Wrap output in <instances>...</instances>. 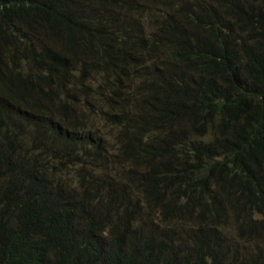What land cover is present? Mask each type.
<instances>
[{"label":"trees","instance_id":"obj_1","mask_svg":"<svg viewBox=\"0 0 264 264\" xmlns=\"http://www.w3.org/2000/svg\"><path fill=\"white\" fill-rule=\"evenodd\" d=\"M0 264H264V0H0Z\"/></svg>","mask_w":264,"mask_h":264},{"label":"rangeland","instance_id":"obj_2","mask_svg":"<svg viewBox=\"0 0 264 264\" xmlns=\"http://www.w3.org/2000/svg\"><path fill=\"white\" fill-rule=\"evenodd\" d=\"M92 83L94 84V81ZM109 94H110V91L107 93V97L109 96ZM91 107L92 106H90V105L87 106L83 102V98H82V100L80 101V103L78 105V109H80V111H82V110L84 111V120H86L87 124H89V131L90 132H92V131L95 132L97 134V136L101 139V141H107L108 143L112 144V148H110V149H111V152H112V154L114 155V157H115V159L117 161V157H118V155H119V153L121 151V148L118 150L117 146H115L114 140H112V139H107L106 140L105 139L106 137L99 132L100 126L104 123V121L106 119L105 118L102 119V116H101L102 114H100L97 109L96 110H93V109L91 110ZM106 107L108 108V106H106ZM87 108H89V111H85ZM114 134H113V137H114ZM117 170H120L119 165L117 167ZM129 170L133 171L132 169L129 168V169L125 170L124 172L127 174L129 172ZM70 173H72V172L70 171ZM227 229H228V227H227Z\"/></svg>","mask_w":264,"mask_h":264}]
</instances>
